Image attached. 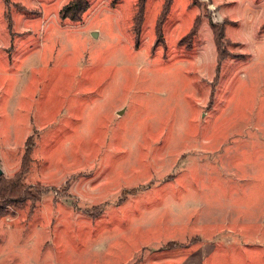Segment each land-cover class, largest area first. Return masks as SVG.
<instances>
[{
  "label": "rangeland",
  "instance_id": "374dc122",
  "mask_svg": "<svg viewBox=\"0 0 264 264\" xmlns=\"http://www.w3.org/2000/svg\"><path fill=\"white\" fill-rule=\"evenodd\" d=\"M70 1L0 0V264H264V0Z\"/></svg>",
  "mask_w": 264,
  "mask_h": 264
},
{
  "label": "trees",
  "instance_id": "16d2710c",
  "mask_svg": "<svg viewBox=\"0 0 264 264\" xmlns=\"http://www.w3.org/2000/svg\"><path fill=\"white\" fill-rule=\"evenodd\" d=\"M114 1H117V0H114ZM141 1L144 2V5H145L147 0H141ZM171 1L172 0H167L166 2L167 7L170 6ZM193 3L195 5H199L201 3V0H193ZM89 7H90L89 0H71L70 2L65 4L64 7L61 9L60 16L63 18L69 17L73 21H80V19H82L83 13ZM225 24L226 22H224L222 27H218L217 25L214 24V22L210 18V25H211V28L214 30V39H215V44L217 45V48H218V56L220 60H222V58L227 56V54L225 53V44L223 40V37L225 35V28H224ZM199 25H200V17L198 15L191 28L192 30L190 31V33L193 36H195L198 33ZM0 184H2L1 180H0ZM2 186L3 187L0 188V200H3V199L5 200V198H2V195L4 197L6 194H18L16 192L21 191V188H22V185H20L19 182L14 183L13 181L8 182V184L2 185ZM0 210H1V206H0Z\"/></svg>",
  "mask_w": 264,
  "mask_h": 264
},
{
  "label": "crops",
  "instance_id": "0c3cea01",
  "mask_svg": "<svg viewBox=\"0 0 264 264\" xmlns=\"http://www.w3.org/2000/svg\"><path fill=\"white\" fill-rule=\"evenodd\" d=\"M212 1H214V0H212ZM226 18H228V16H225ZM20 112H18V111H12V114H10V115H12V116H14L15 117V115H17V116H20V114H19ZM1 118L2 117H5L4 115H2V116H0ZM32 118V117H31ZM17 124V123H16ZM3 132V131H2Z\"/></svg>",
  "mask_w": 264,
  "mask_h": 264
},
{
  "label": "water",
  "instance_id": "95a60500",
  "mask_svg": "<svg viewBox=\"0 0 264 264\" xmlns=\"http://www.w3.org/2000/svg\"><path fill=\"white\" fill-rule=\"evenodd\" d=\"M97 34V32H94L93 35L95 36ZM3 173V170L0 169V174Z\"/></svg>",
  "mask_w": 264,
  "mask_h": 264
}]
</instances>
